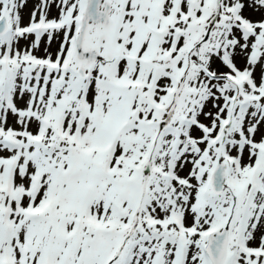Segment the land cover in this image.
I'll return each mask as SVG.
<instances>
[{
	"label": "snow or ice",
	"instance_id": "snow-or-ice-1",
	"mask_svg": "<svg viewBox=\"0 0 264 264\" xmlns=\"http://www.w3.org/2000/svg\"><path fill=\"white\" fill-rule=\"evenodd\" d=\"M0 264H264V0H0Z\"/></svg>",
	"mask_w": 264,
	"mask_h": 264
}]
</instances>
